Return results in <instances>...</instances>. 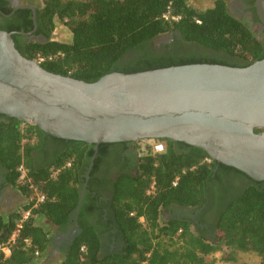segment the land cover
Wrapping results in <instances>:
<instances>
[{"label":"trees","instance_id":"1","mask_svg":"<svg viewBox=\"0 0 264 264\" xmlns=\"http://www.w3.org/2000/svg\"><path fill=\"white\" fill-rule=\"evenodd\" d=\"M22 12L26 24L0 29L30 32L33 12ZM168 12L170 18L165 17ZM36 18V34L46 39L30 40L16 33L15 42L23 40L17 49L34 60L38 55L53 56L41 64L46 70L87 82L112 72L193 63L246 67L264 58V43L250 24L228 11L225 0L206 9L196 8L190 0H43ZM59 23L71 31L70 42L52 39ZM174 31L199 48L178 58L138 53L150 41ZM0 118V161L7 171L6 182L25 198L19 208L0 212V244L16 233L11 256H1L0 264H42L54 237L41 219L60 231L78 209L80 231L55 264H216L212 255L223 246L230 250L225 260H234L235 253L252 252L264 261V181L213 160L201 148L169 139L164 153L141 155L135 174L117 178L114 221L124 236V248L103 254L97 227L84 217L94 208L89 200L93 177L117 143L99 145L82 199L95 144L60 139L17 118L2 114ZM39 152H45L46 161H37ZM21 166L26 170L24 179ZM226 173L250 182L222 206L215 237L206 236L192 222L163 220V212L171 206L201 207L216 185L224 192L226 186L220 181ZM153 184L155 190L149 193ZM38 194L46 198L35 206Z\"/></svg>","mask_w":264,"mask_h":264},{"label":"water","instance_id":"2","mask_svg":"<svg viewBox=\"0 0 264 264\" xmlns=\"http://www.w3.org/2000/svg\"><path fill=\"white\" fill-rule=\"evenodd\" d=\"M255 7L264 24V0ZM15 33L32 34L0 29V114L95 144L88 175L100 144L159 138L201 148L264 181V58L246 67L193 63L112 72L87 82L24 56Z\"/></svg>","mask_w":264,"mask_h":264},{"label":"flooded vegetation","instance_id":"3","mask_svg":"<svg viewBox=\"0 0 264 264\" xmlns=\"http://www.w3.org/2000/svg\"><path fill=\"white\" fill-rule=\"evenodd\" d=\"M199 9L212 7L217 0H190ZM228 11L235 17L251 25L258 39L264 43V24L261 22L254 0H225ZM0 27L6 29L12 26H22L26 24L25 13L22 10H31L34 27L30 31L31 35H23L30 40H45L42 34H36L39 27L37 24V10L43 4V0H0ZM36 13L34 12V9ZM7 11V12H6ZM16 34V33H15ZM36 34V35H35ZM22 38H18L15 44H22ZM199 47L196 43L186 41L183 35L178 32L163 34L145 45L139 54H148L156 57H184L192 54ZM1 121V118H0ZM136 141L117 142L102 158L97 169L93 183L91 185L89 200L94 206L86 217L85 222L94 224L99 232L103 254L117 253L124 248V236L116 225L113 210L114 184L121 174H135L138 169L141 155L138 153ZM45 152H39L37 161L44 162ZM90 169V168H89ZM91 171V170H90ZM6 169L0 161V188L6 184ZM89 172V170H88ZM231 174V173H230ZM228 173L222 176V185L226 186L224 192L214 187V194L209 195L208 201L199 208H181L171 206L163 212L166 220L179 219L194 223L195 227L208 237H215L218 215L222 206L227 202L235 191L242 190L250 182L249 179L232 176ZM90 174L87 173V181L82 197L84 198ZM79 209L75 213L73 220L65 229L59 231L60 240H56V245L64 250L70 247L73 239L80 231L78 221Z\"/></svg>","mask_w":264,"mask_h":264},{"label":"rangeland","instance_id":"4","mask_svg":"<svg viewBox=\"0 0 264 264\" xmlns=\"http://www.w3.org/2000/svg\"><path fill=\"white\" fill-rule=\"evenodd\" d=\"M52 39L57 41L70 42L72 40V33L68 27H66L62 23H59L52 33ZM162 218L163 220H166L165 217ZM41 222L44 223L47 229L52 231L53 237L54 235L56 236V231L51 223H49L47 220L45 221L44 219H41ZM63 252L64 250L60 247V245H55L54 242L53 246L51 247L49 256L42 264H55L63 256ZM229 252L230 250L226 246H223L221 250L215 252L212 256L215 259L216 264H264V261L252 252L235 253L233 254L234 260H225V257Z\"/></svg>","mask_w":264,"mask_h":264},{"label":"built area","instance_id":"5","mask_svg":"<svg viewBox=\"0 0 264 264\" xmlns=\"http://www.w3.org/2000/svg\"><path fill=\"white\" fill-rule=\"evenodd\" d=\"M166 18L171 17V13L168 12L165 15ZM174 19H178L177 16H173ZM39 64H42L44 62L52 61L53 56H43L38 55L37 59H35ZM137 150L140 155H157L162 154L167 150V144L165 139H159V138H151V139H143L137 141ZM20 171L22 172V179L26 176V170L24 166L20 167ZM178 180V179H177ZM176 180V182H177ZM155 190L154 184L151 186L149 193H152ZM37 203L35 206H37L40 202H43L45 200V195L38 194L37 196ZM29 211L25 214V217L29 215ZM143 220V218H141ZM16 240V233L13 235V237L6 243L0 244V257H10L12 254V246L15 243Z\"/></svg>","mask_w":264,"mask_h":264},{"label":"crops","instance_id":"6","mask_svg":"<svg viewBox=\"0 0 264 264\" xmlns=\"http://www.w3.org/2000/svg\"><path fill=\"white\" fill-rule=\"evenodd\" d=\"M24 202H25V198L23 197V195L18 190L12 188L10 185H6L5 187L0 188V212L13 211L19 208L21 204ZM54 229L56 231V236L54 235L53 240L56 245L57 243L56 240H60L59 237L60 235H59V231L55 226Z\"/></svg>","mask_w":264,"mask_h":264}]
</instances>
